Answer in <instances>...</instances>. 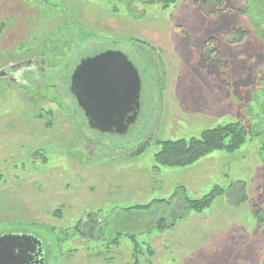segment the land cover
I'll list each match as a JSON object with an SVG mask.
<instances>
[{
    "label": "rangeland",
    "instance_id": "1",
    "mask_svg": "<svg viewBox=\"0 0 264 264\" xmlns=\"http://www.w3.org/2000/svg\"><path fill=\"white\" fill-rule=\"evenodd\" d=\"M164 4L0 0V70L41 60L0 77V235L39 238L45 264H264V0ZM107 50L144 84L123 135L89 126L70 89ZM240 120L237 150L159 163L163 141Z\"/></svg>",
    "mask_w": 264,
    "mask_h": 264
},
{
    "label": "water",
    "instance_id": "2",
    "mask_svg": "<svg viewBox=\"0 0 264 264\" xmlns=\"http://www.w3.org/2000/svg\"><path fill=\"white\" fill-rule=\"evenodd\" d=\"M142 81L130 58L120 50H107L81 60L71 75V91L89 125L101 132L123 135L137 119ZM133 112L126 120L127 114ZM38 251L43 260L42 240L30 234L0 235V264H21ZM23 264H29L25 262ZM37 264V263H36Z\"/></svg>",
    "mask_w": 264,
    "mask_h": 264
},
{
    "label": "trees",
    "instance_id": "3",
    "mask_svg": "<svg viewBox=\"0 0 264 264\" xmlns=\"http://www.w3.org/2000/svg\"><path fill=\"white\" fill-rule=\"evenodd\" d=\"M44 3L47 0H42ZM164 2V6H169L176 0H158ZM215 55L221 56L220 51L213 46ZM264 109V103L260 105ZM262 109V110H263ZM261 122V121H260ZM261 124V123H260ZM258 124L255 125V129ZM252 134L251 129L243 121L228 122L223 125L206 128L202 131L199 138H192L190 140H166L162 142V148L157 153V159L160 164L164 166H187L192 165L206 155L216 150H226L233 152L237 150L243 143H245L248 136ZM260 134V130L259 133ZM222 190V188L220 189ZM215 191L208 193L200 199H187L186 202L190 209L195 211H202L210 207L215 198ZM223 192V190H222ZM169 203V202H168ZM168 205V204H167ZM166 205V206H167ZM152 204H145L137 206L140 209H149ZM136 207V208H137ZM159 208V207H158ZM164 209V208H160ZM159 211V209H158ZM167 213L161 214L158 217V224L163 228V223L166 222ZM132 237V235L130 236ZM133 239V238H132ZM136 250V248H135ZM152 253V251H151Z\"/></svg>",
    "mask_w": 264,
    "mask_h": 264
},
{
    "label": "flooded vegetation",
    "instance_id": "4",
    "mask_svg": "<svg viewBox=\"0 0 264 264\" xmlns=\"http://www.w3.org/2000/svg\"><path fill=\"white\" fill-rule=\"evenodd\" d=\"M38 61H40L41 62V60H40V57L38 56V57H30L29 59H27V60H20V61H16L15 63H13V64H7V65H11V67H9L8 69H6L5 67H2L1 68V70H0V77H3V78H8L9 80H11V81H15L14 80V76H13V72H21L22 70H25V68L27 69V68H31V69H36V67L34 66L35 64H36V62H38ZM73 71H74V69H73ZM139 71V70H138ZM71 75H72V73H71ZM142 81V89H141V96H142V90L144 89V84H143V80H141ZM70 86H71V78H70ZM70 89H71V87H70ZM72 95H73V93H72ZM74 96V95H73ZM74 98H75V96H74ZM75 101H76V103H77V100H76V98H75ZM77 105H78V103H77ZM78 108L81 110V112H82V114H83V117L85 118V121H86V123L89 125V123H88V119H87V117L85 116V113H84V111H83V109L78 105ZM132 114H133V112H130V113H128L127 114V117H126V120L128 119V118H130V116H132ZM140 114H141V97H140V109H139V112H138V116H137V119H136V121L134 122V123H136L137 121H138V119H139V117H140ZM90 126V125H89ZM130 127V126H129ZM92 131H94L93 129H91ZM96 132H99V131H97V130H95ZM31 249H34V248H31ZM33 251V254H31V255H28L27 256V258L26 259H24L25 260V262H28L29 264H45V252H44V247H43V253H44V256H43V260L40 262V259H41V257H39V258H37L36 257V253H38V251H35V249L34 250H32ZM24 260L22 259V260H19L18 261V263H21V264H23L24 263Z\"/></svg>",
    "mask_w": 264,
    "mask_h": 264
},
{
    "label": "crops",
    "instance_id": "5",
    "mask_svg": "<svg viewBox=\"0 0 264 264\" xmlns=\"http://www.w3.org/2000/svg\"><path fill=\"white\" fill-rule=\"evenodd\" d=\"M174 207H175V209H176V208H177V205H175ZM150 208H151V207H150Z\"/></svg>",
    "mask_w": 264,
    "mask_h": 264
}]
</instances>
